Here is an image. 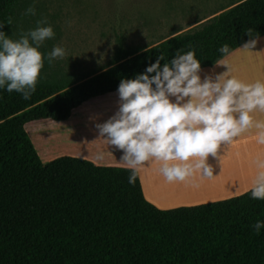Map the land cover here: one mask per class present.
Instances as JSON below:
<instances>
[{"label": "trees", "instance_id": "16d2710c", "mask_svg": "<svg viewBox=\"0 0 264 264\" xmlns=\"http://www.w3.org/2000/svg\"><path fill=\"white\" fill-rule=\"evenodd\" d=\"M24 0H0V28L12 37ZM11 17L13 23L7 24ZM253 35L264 36V0H238L198 26L157 44L119 46L113 64L82 80L40 76L30 99L0 88V264H264V200L251 191L213 203L160 210L124 165L64 156L43 163L29 135L59 123L96 98L118 93L159 56L161 67L195 51L214 66ZM154 75V73L149 74Z\"/></svg>", "mask_w": 264, "mask_h": 264}, {"label": "clouds", "instance_id": "9594fccd", "mask_svg": "<svg viewBox=\"0 0 264 264\" xmlns=\"http://www.w3.org/2000/svg\"><path fill=\"white\" fill-rule=\"evenodd\" d=\"M24 15H36L35 6L27 8ZM12 23L9 17L7 24ZM45 24L46 18L38 20L34 30L22 32L15 41L0 31V88L20 93L25 100L36 91L44 67L38 49L55 36L50 25L42 26ZM246 34L249 40L240 50L253 52L259 34L254 36L251 28ZM181 51L162 67L163 55L144 74L121 80L118 110L106 122L96 124L99 136L123 153L121 161L130 171V184H135L142 167L156 162L168 183L198 188L197 178L215 177L209 158L221 161L222 149L238 138L251 133L255 143L264 146V80L245 82L230 74L232 69L224 60L217 64L226 66V72L202 79L195 51ZM218 51L231 55L228 44ZM66 55L64 48L56 46L48 61ZM252 162L251 197L264 200V152H257ZM253 228L259 234L264 222L257 221Z\"/></svg>", "mask_w": 264, "mask_h": 264}, {"label": "rangeland", "instance_id": "374dc122", "mask_svg": "<svg viewBox=\"0 0 264 264\" xmlns=\"http://www.w3.org/2000/svg\"><path fill=\"white\" fill-rule=\"evenodd\" d=\"M237 1L24 0L14 19L15 28L11 39H20L22 32L34 30L37 21L46 18L47 24L42 26L50 25L55 36L38 49L44 56L41 77L82 80L109 68L119 46L149 48L173 33V28L167 26L168 22H204ZM33 5L36 15H24L25 10ZM190 29L187 26L178 28L182 32ZM56 46L64 48L67 55L64 59L49 63L48 54ZM116 101L119 102L118 94L96 98L75 111L65 122L30 126L29 135L43 163L64 156L89 160L80 156L82 152L78 151L77 132L78 135L83 133L84 139L90 141L92 136L103 140L98 129H95L100 121L95 115L107 114L108 110L98 112L99 107H118L119 103L114 104ZM87 117L89 119H85ZM101 121L99 124L107 120ZM88 147H82L81 151L88 152ZM110 148L115 149L112 146ZM98 164L123 165V162L110 158L98 160Z\"/></svg>", "mask_w": 264, "mask_h": 264}, {"label": "crops", "instance_id": "0c3cea01", "mask_svg": "<svg viewBox=\"0 0 264 264\" xmlns=\"http://www.w3.org/2000/svg\"><path fill=\"white\" fill-rule=\"evenodd\" d=\"M179 23H167V26L173 28V33L168 37L182 32L178 30L179 27L194 28L203 22ZM240 47L232 51L231 55L221 59L230 65L232 69L230 74L245 82H254L257 79L264 80V36L259 37V42L252 50L253 52H244L240 50ZM227 70L226 66L216 63L212 67L203 68L200 75L202 79L206 76L214 78ZM118 103V101L114 102V104ZM106 110H108L107 114L95 115L100 120L99 123L102 122L101 120H108L113 116L118 107L110 106L108 109L107 107H99L97 111L105 112ZM85 119H89V117ZM95 129L97 130L96 127ZM76 141L78 151L82 152L80 156L88 158L95 164H98V160H108L110 158L121 161L123 153L115 149L113 151L104 139L99 140L97 136H92L90 141L87 138L84 139L83 133L78 135L77 132ZM82 147H88V152L81 151ZM257 152H264V146L255 143L253 134H245L238 138L230 147L222 149L220 153L222 156L221 161L209 158V163L214 168L213 175L215 177L210 180L197 178L198 188L191 186L189 183H168L159 172L160 165L151 162L138 172L143 196L147 202L160 210L213 203L239 196L252 187L255 175L252 161ZM123 165L126 166L124 163Z\"/></svg>", "mask_w": 264, "mask_h": 264}]
</instances>
